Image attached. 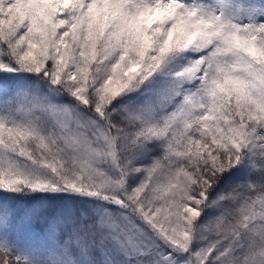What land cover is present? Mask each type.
Wrapping results in <instances>:
<instances>
[{
	"label": "snow or ice",
	"instance_id": "obj_1",
	"mask_svg": "<svg viewBox=\"0 0 264 264\" xmlns=\"http://www.w3.org/2000/svg\"><path fill=\"white\" fill-rule=\"evenodd\" d=\"M0 264H264V0H0Z\"/></svg>",
	"mask_w": 264,
	"mask_h": 264
}]
</instances>
